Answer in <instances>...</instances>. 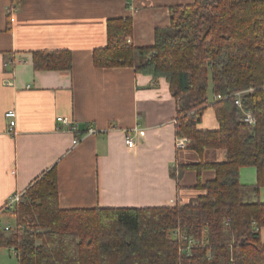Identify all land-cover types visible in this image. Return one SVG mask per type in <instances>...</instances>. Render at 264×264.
Segmentation results:
<instances>
[{"label":"trees","instance_id":"trees-1","mask_svg":"<svg viewBox=\"0 0 264 264\" xmlns=\"http://www.w3.org/2000/svg\"><path fill=\"white\" fill-rule=\"evenodd\" d=\"M169 19L154 31L153 44L142 47L128 41L131 17L107 19V42L94 49L92 64L133 66L166 79L177 104L176 136L189 137L187 147L198 155L225 151L224 161L170 170L177 179L195 170V187L206 192L173 207L62 209L53 167L23 192L9 212L16 226L0 234V246L16 252L17 264H264V202L243 195L245 187L256 195L264 187V0H193L171 6ZM31 62L38 71L70 70L72 52L36 50ZM237 92H243L241 108L234 103ZM209 106L215 131L198 128ZM245 166L255 168L252 185L240 183ZM203 169L214 179L202 182ZM183 237L195 242L190 256L180 250Z\"/></svg>","mask_w":264,"mask_h":264},{"label":"crops","instance_id":"crops-1","mask_svg":"<svg viewBox=\"0 0 264 264\" xmlns=\"http://www.w3.org/2000/svg\"><path fill=\"white\" fill-rule=\"evenodd\" d=\"M192 2L0 0V208L12 193L24 192L53 167L62 209L173 207L206 192L195 187V170L178 179L170 170L179 164L224 161L225 151L206 149L198 155L175 147L177 104L166 79H153L133 66L92 64L94 49L107 42V19L131 17L130 42L150 46L156 28L170 24V7ZM57 49L72 52L70 70H34L33 51ZM11 109L16 112L13 128L4 116ZM59 116L76 122L78 131L62 129L56 122ZM89 127L96 132L85 135ZM133 127L143 129L144 136L133 133L128 146L126 132ZM198 128H218L212 107L203 110ZM75 137L81 140L73 144ZM245 167L239 170L240 183L252 185L255 168ZM200 175L202 182L215 177L210 169ZM243 195L264 202V187L257 195L245 187ZM10 216L0 214V234L9 233L3 231L5 225L13 228ZM260 236L264 242V227ZM12 254L11 248L0 246V264H17Z\"/></svg>","mask_w":264,"mask_h":264},{"label":"built area","instance_id":"built-area-1","mask_svg":"<svg viewBox=\"0 0 264 264\" xmlns=\"http://www.w3.org/2000/svg\"><path fill=\"white\" fill-rule=\"evenodd\" d=\"M128 41H130V38H128ZM12 61H8L7 62V65H12ZM7 83H11V82H7ZM244 91V90H243ZM243 92H237L235 93V99H234V103L237 104V106H239L241 108V103H240V96L242 95ZM219 97V96H216V98ZM244 117H245V120H247L249 123H253L254 122V118L251 116L250 112L249 111H244ZM4 116L5 118L9 119V122L10 123V127H14L15 126V118H16V112L15 110H7L5 113H4ZM56 122L58 124H60L62 126V129H67L69 130L70 132H77L78 131V124L74 121H72L71 119H69L68 117H65V116H59L56 118ZM175 123H176V120H175ZM59 129V128H58ZM96 130L95 128L93 127H89L87 130H86V134L85 135H88V134H93L95 133ZM133 133H137L139 134L140 136H144V131L143 129H138L136 127H133L132 129L128 130L126 132V137H125V143L126 145L128 146H131L133 144ZM81 140V137H75L74 140H73V144H76L78 143L79 141ZM190 143V138L189 137H186V136H177L176 139H175V147L178 149V150H184V149H187L188 147V144ZM23 192L22 191H18V192H14L12 193L11 196H9L7 198V200L4 202L3 206L0 208V214H4V213H11L15 208L16 205H18V203L21 201L22 197H23ZM11 230V227L9 225H5L3 227V231H10ZM184 240H187V243L185 245H181L180 246V250L186 254L187 256H190L191 255V249H192V245L193 243H195L192 239H188L187 237H183ZM12 249V248H11ZM13 250V249H12ZM14 252V255L16 256V252Z\"/></svg>","mask_w":264,"mask_h":264},{"label":"rangeland","instance_id":"rangeland-1","mask_svg":"<svg viewBox=\"0 0 264 264\" xmlns=\"http://www.w3.org/2000/svg\"><path fill=\"white\" fill-rule=\"evenodd\" d=\"M209 94H210V93H209ZM246 168H249V166H248V167H245V169H246ZM249 169H254V168H251V167H250ZM254 170H255V169H254ZM254 170H253V171H254ZM248 178H250V175L248 176ZM8 222L12 224V227H13V228L16 226L15 219H14L13 216H10V217H9ZM10 257L12 258L13 261L16 262L15 256H14L13 254H12Z\"/></svg>","mask_w":264,"mask_h":264}]
</instances>
